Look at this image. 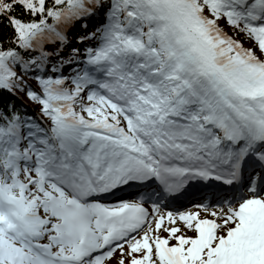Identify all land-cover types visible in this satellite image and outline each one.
I'll return each instance as SVG.
<instances>
[{
	"label": "snow or ice",
	"instance_id": "1",
	"mask_svg": "<svg viewBox=\"0 0 264 264\" xmlns=\"http://www.w3.org/2000/svg\"><path fill=\"white\" fill-rule=\"evenodd\" d=\"M17 93L41 119L0 106V264H264V0H0ZM193 182L226 194L118 198Z\"/></svg>",
	"mask_w": 264,
	"mask_h": 264
},
{
	"label": "trees",
	"instance_id": "2",
	"mask_svg": "<svg viewBox=\"0 0 264 264\" xmlns=\"http://www.w3.org/2000/svg\"><path fill=\"white\" fill-rule=\"evenodd\" d=\"M29 83L31 84L32 88L34 89H38V85L35 83L34 79L29 78ZM22 97L26 98L27 101L29 102L28 105H26L25 102H22L21 100L17 99L16 97H8L7 94L4 95V98L2 100V103H0V106H3V104H14L16 106V108L19 110V112L24 115H28V116H35L36 112H39V108L37 105H35L34 103H32L31 101L28 100V98L23 94V93H19Z\"/></svg>",
	"mask_w": 264,
	"mask_h": 264
},
{
	"label": "rangeland",
	"instance_id": "3",
	"mask_svg": "<svg viewBox=\"0 0 264 264\" xmlns=\"http://www.w3.org/2000/svg\"><path fill=\"white\" fill-rule=\"evenodd\" d=\"M90 30H93V28H91ZM70 42H71V43L74 42V38H72V41H70ZM76 46L80 48L81 45H80V44H76ZM245 46H246V47H249L250 45H247V44H246ZM81 50H82V49H81ZM65 51L68 52V51H70V50L66 48ZM82 52H83V50H82ZM70 69L73 70L72 67H71ZM190 210H195V209H193V207H192V209H190Z\"/></svg>",
	"mask_w": 264,
	"mask_h": 264
}]
</instances>
